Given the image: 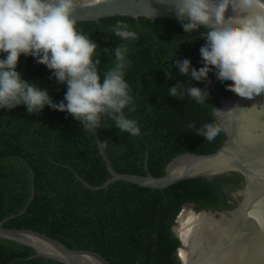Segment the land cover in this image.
I'll use <instances>...</instances> for the list:
<instances>
[{
	"label": "trees",
	"instance_id": "obj_1",
	"mask_svg": "<svg viewBox=\"0 0 264 264\" xmlns=\"http://www.w3.org/2000/svg\"><path fill=\"white\" fill-rule=\"evenodd\" d=\"M117 21L127 23L137 39L115 36L111 27ZM76 28L98 45L101 74L114 65V48L122 43L128 47L131 64L124 79L135 111L125 108L124 114L137 121L140 135L121 132L107 116L101 117L97 129L99 140L108 142L103 149L115 171L160 176L174 156L210 153L223 143L225 134L213 110L220 96L231 93L225 87L231 81L217 80L214 69L208 81H193L174 66L177 59L190 60L197 70L203 66L199 49L205 44L206 28L189 34L175 18L127 15L78 21ZM16 71L46 88L53 102L64 99L66 84L50 79L51 71L32 56L21 55ZM188 82L206 90L209 98L197 103L186 92L181 100L168 96L169 87ZM205 123L220 129L212 141L195 134ZM108 177L94 136L68 113L47 105L39 115L29 114L24 105L0 109V220L14 214L3 226L34 229L69 247L94 250L110 264H181L177 249H183L172 230L181 209L187 203L197 210L221 209L229 204L223 187L241 182L238 175L227 173L212 179L185 178L163 188L115 180L92 189L80 179L96 186ZM33 253L26 244L0 238V264H64L31 257Z\"/></svg>",
	"mask_w": 264,
	"mask_h": 264
},
{
	"label": "clouds",
	"instance_id": "obj_2",
	"mask_svg": "<svg viewBox=\"0 0 264 264\" xmlns=\"http://www.w3.org/2000/svg\"><path fill=\"white\" fill-rule=\"evenodd\" d=\"M81 3L82 0H0V53L5 54L0 59V109L24 105L29 114L39 115L47 105L71 115L93 136L101 128V117L107 116L121 132L138 136L137 121L124 114L125 108L135 111L131 89L124 79L131 64L128 47L117 45L114 65L101 74L98 45L77 30L72 18ZM171 4L184 33L207 29L202 36L205 44L199 49L203 66L197 70L191 67L190 60L177 59L174 66L181 75L204 82L214 69L217 80L231 81L225 87L238 97L252 99L264 94V0H172ZM229 9L232 14L226 17ZM155 16L154 12L151 19ZM111 31L122 41L137 39L123 21H117ZM21 55L32 56L37 64L51 71L50 79L66 84L62 101L53 102L46 88L21 78L16 71ZM166 77L170 78L168 73ZM185 92L197 103L209 98L206 90L191 82L169 87L168 96L181 100ZM219 131L205 123L195 134L212 141ZM97 142L101 147L108 143Z\"/></svg>",
	"mask_w": 264,
	"mask_h": 264
},
{
	"label": "water",
	"instance_id": "obj_3",
	"mask_svg": "<svg viewBox=\"0 0 264 264\" xmlns=\"http://www.w3.org/2000/svg\"><path fill=\"white\" fill-rule=\"evenodd\" d=\"M172 0H82L75 8L72 18L78 21L98 20L112 15H127L134 18H175ZM232 14L231 9L226 17ZM153 20V19H151ZM220 110V111H217ZM225 139L210 153L182 152L174 156L160 176L122 173L115 171L100 144L96 130L94 136L98 151L105 161L110 177L100 185H91L82 178V183L92 189L106 187L115 180L136 183L143 187L163 188L181 179L201 176L206 179L234 173L240 183L223 187L229 204L221 209L197 210L187 203L176 217L172 226L181 246L189 252L187 264H197V255L190 253L177 232L178 218L184 208L199 214V229L212 255L211 264H264V94L252 99L241 98L231 92L220 96V102L213 110ZM147 154L145 155V169ZM33 195V187L27 202ZM25 207L19 211L22 213ZM0 220V238L14 240L30 246L33 256L54 259L64 264H110L100 253L86 248L69 247L46 233L23 227H6ZM190 241V240H189ZM177 255L181 264H185ZM203 264V263H200Z\"/></svg>",
	"mask_w": 264,
	"mask_h": 264
},
{
	"label": "bare ground",
	"instance_id": "obj_4",
	"mask_svg": "<svg viewBox=\"0 0 264 264\" xmlns=\"http://www.w3.org/2000/svg\"><path fill=\"white\" fill-rule=\"evenodd\" d=\"M176 229L183 242L189 244L190 253L197 255V264H211L212 255L199 229V214H196L189 208H184L178 218V226ZM179 253L184 263L187 264L189 252L183 249Z\"/></svg>",
	"mask_w": 264,
	"mask_h": 264
},
{
	"label": "flooded vegetation",
	"instance_id": "obj_5",
	"mask_svg": "<svg viewBox=\"0 0 264 264\" xmlns=\"http://www.w3.org/2000/svg\"><path fill=\"white\" fill-rule=\"evenodd\" d=\"M230 202V201H229Z\"/></svg>",
	"mask_w": 264,
	"mask_h": 264
}]
</instances>
